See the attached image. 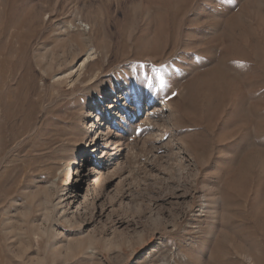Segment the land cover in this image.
Segmentation results:
<instances>
[{
  "label": "rangeland",
  "instance_id": "rangeland-1",
  "mask_svg": "<svg viewBox=\"0 0 264 264\" xmlns=\"http://www.w3.org/2000/svg\"><path fill=\"white\" fill-rule=\"evenodd\" d=\"M0 264H264V0H0Z\"/></svg>",
  "mask_w": 264,
  "mask_h": 264
},
{
  "label": "bare ground",
  "instance_id": "bare-ground-1",
  "mask_svg": "<svg viewBox=\"0 0 264 264\" xmlns=\"http://www.w3.org/2000/svg\"><path fill=\"white\" fill-rule=\"evenodd\" d=\"M84 26V25H83ZM89 55V54H88ZM84 82V81H83ZM62 174H64V171H62L61 172V174H60V176H59V179H61L62 178ZM79 177V176H78ZM80 178H81V176H80ZM79 179V178H78ZM54 185H56L57 186V182H55L54 181ZM64 192V191H63ZM65 198V194H63V195H60V197L59 198ZM83 197H85L86 198V193L83 195ZM58 198V199H59ZM60 200V199H59ZM65 202V200L62 202V201H58L57 202V204H56V207H58V212L60 211L61 212V214H62V219H64V220H66L67 222H70L71 223V212L70 211H67V210H65V207L66 208H68V203H66V205L65 206H62L63 205V203ZM77 208H79L80 209V207L79 206H77ZM71 213V214H70ZM71 217V218H70ZM42 232V231H41ZM44 235V234H43ZM40 238H41V233H36L35 234V240H36V242H39V240H40ZM55 240V239H54ZM93 250V249H92ZM93 251H91V253H92ZM94 253H95V250H94ZM97 254V253H96ZM92 255V254H91ZM94 255V254H93Z\"/></svg>",
  "mask_w": 264,
  "mask_h": 264
}]
</instances>
